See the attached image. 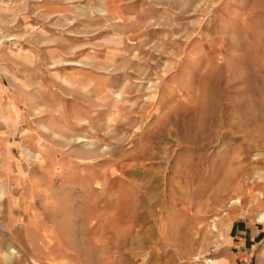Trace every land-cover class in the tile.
Masks as SVG:
<instances>
[{
  "label": "rangeland",
  "instance_id": "374dc122",
  "mask_svg": "<svg viewBox=\"0 0 264 264\" xmlns=\"http://www.w3.org/2000/svg\"><path fill=\"white\" fill-rule=\"evenodd\" d=\"M225 213L264 223V0H0V264H205Z\"/></svg>",
  "mask_w": 264,
  "mask_h": 264
},
{
  "label": "crops",
  "instance_id": "0c3cea01",
  "mask_svg": "<svg viewBox=\"0 0 264 264\" xmlns=\"http://www.w3.org/2000/svg\"><path fill=\"white\" fill-rule=\"evenodd\" d=\"M242 218L233 213L216 217L223 232L222 242L215 256L204 260L205 264H264V223L256 220V215L249 222Z\"/></svg>",
  "mask_w": 264,
  "mask_h": 264
},
{
  "label": "bare ground",
  "instance_id": "6f19581e",
  "mask_svg": "<svg viewBox=\"0 0 264 264\" xmlns=\"http://www.w3.org/2000/svg\"><path fill=\"white\" fill-rule=\"evenodd\" d=\"M34 91V90H33ZM33 94V93H32ZM13 104V101L11 102V110H12V113L15 115V113H14V106L12 105Z\"/></svg>",
  "mask_w": 264,
  "mask_h": 264
}]
</instances>
